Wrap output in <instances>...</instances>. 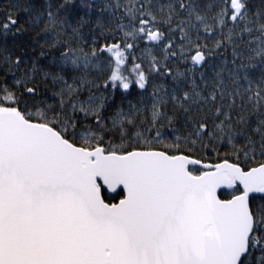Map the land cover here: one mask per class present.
Returning a JSON list of instances; mask_svg holds the SVG:
<instances>
[{
    "label": "snow or ice",
    "instance_id": "6c2138e0",
    "mask_svg": "<svg viewBox=\"0 0 264 264\" xmlns=\"http://www.w3.org/2000/svg\"><path fill=\"white\" fill-rule=\"evenodd\" d=\"M0 264H264V0L0 2Z\"/></svg>",
    "mask_w": 264,
    "mask_h": 264
},
{
    "label": "trees",
    "instance_id": "16d2710c",
    "mask_svg": "<svg viewBox=\"0 0 264 264\" xmlns=\"http://www.w3.org/2000/svg\"><path fill=\"white\" fill-rule=\"evenodd\" d=\"M0 2H3V0H0Z\"/></svg>",
    "mask_w": 264,
    "mask_h": 264
}]
</instances>
